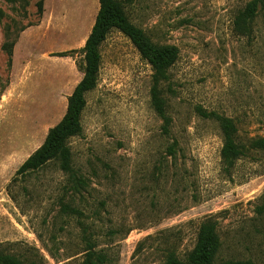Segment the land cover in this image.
<instances>
[{
    "label": "rangeland",
    "instance_id": "1",
    "mask_svg": "<svg viewBox=\"0 0 264 264\" xmlns=\"http://www.w3.org/2000/svg\"><path fill=\"white\" fill-rule=\"evenodd\" d=\"M116 1L153 45L177 50L166 120L151 106L150 66L112 30L68 141L71 171L50 162L16 176L83 77L99 4L0 0V252L23 264L186 262L211 219L217 263L264 264V152L226 163L220 124L202 117L231 119L245 149L264 137V10L243 32L234 21L251 0Z\"/></svg>",
    "mask_w": 264,
    "mask_h": 264
},
{
    "label": "trees",
    "instance_id": "2",
    "mask_svg": "<svg viewBox=\"0 0 264 264\" xmlns=\"http://www.w3.org/2000/svg\"><path fill=\"white\" fill-rule=\"evenodd\" d=\"M99 10L88 38L81 52L83 54V77L67 99L66 112L61 121L47 133L39 149H37L17 170L16 176H24L43 168L50 162H56L64 173L71 171V154L68 141L81 133V115L85 109V95L94 90L100 67L99 49L112 30L118 31L127 38L136 49L140 58L146 62L152 71V86L150 102L153 111L165 121V103L161 95V85L167 81L168 71L177 60V50L174 47H157L147 38L145 33L133 26L120 4L116 0H97ZM264 10V0H251L234 21L238 31L245 30L257 17L259 10ZM68 53L60 54L62 57ZM202 117L212 119L220 124L223 137L221 149L222 159L232 164L245 156L247 151L264 152V137L251 141L245 149L236 141L237 128L229 118H222L214 113H202ZM173 154V150L170 149ZM264 213V202L260 208ZM221 248L217 225L211 219L204 220L198 228L196 242L188 254L186 262H181L174 256L168 258L165 264H254L252 261H224L217 263ZM104 255L93 260L88 258L81 264H106ZM0 264H23L18 259L0 252Z\"/></svg>",
    "mask_w": 264,
    "mask_h": 264
}]
</instances>
